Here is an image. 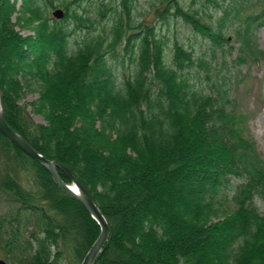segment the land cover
Here are the masks:
<instances>
[{
  "label": "trees",
  "instance_id": "1",
  "mask_svg": "<svg viewBox=\"0 0 264 264\" xmlns=\"http://www.w3.org/2000/svg\"><path fill=\"white\" fill-rule=\"evenodd\" d=\"M200 1L194 8L151 0L155 23L137 0H0L5 118L66 165L108 220L93 264H264V211L256 204L264 202V158L237 108L236 77L214 66L264 60L257 37L264 0ZM50 7L62 8L63 18L49 16ZM172 17L209 51L198 55L177 41L168 61L159 29ZM85 28L72 47V32ZM232 34L236 55L227 49ZM127 57L134 71L120 83L113 60ZM199 70L209 91L193 78ZM31 80L40 95L30 104L45 122L22 101ZM228 197L234 208L220 217ZM2 203L0 251L20 264H80L100 234L80 200L0 131Z\"/></svg>",
  "mask_w": 264,
  "mask_h": 264
},
{
  "label": "rangeland",
  "instance_id": "2",
  "mask_svg": "<svg viewBox=\"0 0 264 264\" xmlns=\"http://www.w3.org/2000/svg\"><path fill=\"white\" fill-rule=\"evenodd\" d=\"M113 4L115 0H106ZM55 4L57 0H54ZM151 0H137L136 9L144 19L152 20L157 23V18L153 13L152 9L149 7ZM223 2V0H221ZM21 1L18 3V8L20 7ZM202 2L200 0H187V7L198 8L201 7ZM118 5V4H117ZM58 8V7H57ZM56 8L50 7L49 16L54 18L53 11ZM208 12L214 11V5L209 4L206 8ZM20 16V12L13 15V19L17 20V16ZM109 22L108 26L112 24ZM20 24L17 25L19 29H22V32L27 34H33V30L29 27H21ZM159 26H161L159 24ZM89 29H78L75 32L73 31L70 37L72 47H77V43L81 38L87 34ZM160 33L165 37V40L168 42L166 47L167 59L170 61L172 49L174 44L178 41L188 49H195L198 55H201L202 52L206 49L209 51V45L204 44L201 36L195 33L191 27L181 18V17H172L169 23H166L161 26L159 29ZM257 37L259 41L260 48L264 50V25H262L257 32ZM234 46L233 54L236 55L238 51V43L234 41V35H231V43L227 47L231 48ZM211 52H209V57ZM115 66V72L117 75L118 81L121 83L126 77H128L134 71V63H131L129 57H127L126 62L121 64L117 59L113 60ZM215 69H220V75L229 74L234 75L236 80L234 81L233 94L237 103V108L239 112L244 113L248 117L247 126L249 133L255 138L258 142V148L261 152L262 157L264 158V60L259 63L252 64H243L234 66L232 68L229 65L221 66L220 61L214 62ZM230 69V71H229ZM193 78L197 84L208 85L209 81L205 76V72L199 70L198 73H194ZM210 87L208 85V91ZM40 95V87L35 83L34 80H31L30 86L26 90V95L24 96L23 102L28 103V110L33 115V117L39 122H45L42 114L34 112L33 105L30 104L31 101L37 99ZM232 194V193H231ZM222 205L218 206V216L223 217L225 212H230L233 210L234 206L231 202V199L228 197L223 200ZM257 206L264 211V202L262 200L256 199ZM6 209L5 204H0V213ZM217 217V216H215ZM214 217V218H215ZM109 225V224H108ZM110 229V227H109ZM87 254V253H86ZM86 256V255H85ZM0 258L5 259L9 264H20L19 262L14 261L11 258H8L5 255L4 251H0ZM84 259V258H83ZM82 263V262H81ZM80 263V264H81Z\"/></svg>",
  "mask_w": 264,
  "mask_h": 264
},
{
  "label": "water",
  "instance_id": "3",
  "mask_svg": "<svg viewBox=\"0 0 264 264\" xmlns=\"http://www.w3.org/2000/svg\"><path fill=\"white\" fill-rule=\"evenodd\" d=\"M54 16L62 18L64 16V10L62 8H57L53 12ZM0 101L2 105V114H0V131L18 147H20L24 152L29 154L31 157L42 163L52 174L56 183L66 192L75 196L79 199L82 204L89 210L92 216L99 222L101 226V231L91 246L86 256L84 257L81 264H93L97 255L102 250L109 233V225L106 217L100 210L99 206L95 202L92 194L83 186L82 183L76 178V176L61 162L58 160L50 159L40 153L34 146H32L20 133H18L6 120L4 115V108L2 103V92L0 90ZM59 168L63 169L68 173L72 182H66L60 172ZM77 189L79 192H76ZM0 264H9L5 259L0 258Z\"/></svg>",
  "mask_w": 264,
  "mask_h": 264
},
{
  "label": "bare ground",
  "instance_id": "4",
  "mask_svg": "<svg viewBox=\"0 0 264 264\" xmlns=\"http://www.w3.org/2000/svg\"><path fill=\"white\" fill-rule=\"evenodd\" d=\"M3 110H2V105H1V101H0V114H2ZM76 192H79L77 189H75Z\"/></svg>",
  "mask_w": 264,
  "mask_h": 264
}]
</instances>
